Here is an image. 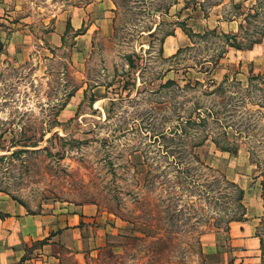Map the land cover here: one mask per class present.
<instances>
[{
    "label": "rangeland",
    "instance_id": "374dc122",
    "mask_svg": "<svg viewBox=\"0 0 264 264\" xmlns=\"http://www.w3.org/2000/svg\"><path fill=\"white\" fill-rule=\"evenodd\" d=\"M17 3L3 23L31 44L0 41V206L94 205L82 226L101 239L81 252L64 239L61 264L221 258L202 235L243 218L240 187L254 196L264 180V0ZM259 216L240 245L257 250L234 264H264Z\"/></svg>",
    "mask_w": 264,
    "mask_h": 264
},
{
    "label": "crops",
    "instance_id": "0c3cea01",
    "mask_svg": "<svg viewBox=\"0 0 264 264\" xmlns=\"http://www.w3.org/2000/svg\"><path fill=\"white\" fill-rule=\"evenodd\" d=\"M19 1L0 0V41L4 43L7 52L17 55L21 51L24 52V49L30 50V34L26 30L13 28L3 23H8L3 15L16 14L19 8L17 2ZM29 1L21 0L22 3ZM71 14H84V10L79 8L72 11ZM75 27L82 28L83 19ZM52 35V33L47 34L45 39L50 40ZM61 40L62 38L59 37L60 42ZM25 43L28 44L27 47H24ZM55 43L59 45L58 41ZM167 48L169 50L173 49V42L169 46H166L165 43L164 50L166 51ZM95 97L98 100L105 96L95 94ZM222 152L227 153V151ZM258 184L261 183H255L254 196L250 192L253 186H250L249 190L244 193L242 203L245 206V217L243 220L231 221L230 226L225 231H215L202 235L201 243L205 254L211 256L221 254V258L213 259L211 264L235 263V257L242 255L251 257L254 255L252 252L257 250L255 245L250 248L240 245L249 240L252 243L257 240L256 221L260 219V212L264 208L262 189H260V193H256ZM243 189L245 190V188ZM0 211L8 214L7 217L0 219V264H61L59 249L61 243H66L64 239L67 238L68 246L71 244V248L80 252L84 250V247L89 246L91 240L94 239L98 242L101 239L97 234L91 236L86 233V230H83L82 222L85 219L93 220L97 213V208L91 204L78 206L77 208L57 206V209L52 211L44 210L41 214H34L21 204L5 201L3 205L1 204ZM36 241H41L40 253L29 255L28 250ZM255 259H258V257Z\"/></svg>",
    "mask_w": 264,
    "mask_h": 264
},
{
    "label": "trees",
    "instance_id": "16d2710c",
    "mask_svg": "<svg viewBox=\"0 0 264 264\" xmlns=\"http://www.w3.org/2000/svg\"><path fill=\"white\" fill-rule=\"evenodd\" d=\"M69 25H71L70 23H69ZM80 33V32H79ZM231 39H233V41L232 40H230V39H228V43H229V45H231V46H234L235 48H237V49H242V46H240V45H238L237 44V41H236V37H234V36H232L231 37ZM62 40L64 41V36H63V38H62ZM256 43H258L259 41L257 40V41H255ZM74 94L72 93L71 94V96H73ZM96 97L94 96L93 97V100H92V103H94V102H96ZM198 145H200V144H196V145H194V147H196V146H198ZM217 145V144H216ZM218 146V145H217ZM221 150L222 151H230L228 148H221ZM233 154H237L236 152H232ZM193 154L197 157V158H199V155L196 153L195 154V152L193 151ZM262 191H263V194H262V198H263V201H264V180H262ZM240 191H241V200L243 199V196H244V193H245V190L242 188V187H240ZM242 205H243V208L245 209V206H244V204L242 203ZM244 217H245V212H244ZM8 216V214H6V213H4V212H2V211H0V219H3V218H5V217H7ZM244 217L243 218H238V219H233V220H243L244 219ZM232 220V221H233ZM201 253H203L205 256H211V255H208V254H205L203 251H201ZM231 264H234V262H232Z\"/></svg>",
    "mask_w": 264,
    "mask_h": 264
}]
</instances>
